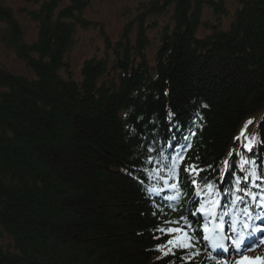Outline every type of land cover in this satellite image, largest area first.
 <instances>
[{"label": "trees", "instance_id": "obj_1", "mask_svg": "<svg viewBox=\"0 0 264 264\" xmlns=\"http://www.w3.org/2000/svg\"><path fill=\"white\" fill-rule=\"evenodd\" d=\"M178 2H180L177 4L179 19L185 27L183 29L180 26L177 27L171 41L165 44L169 47V50H166L167 57L158 59L155 67L159 71L164 69L163 73L167 75L163 76L164 82L169 81L171 86H167L169 88V91L166 90L167 97H165V89L157 93L159 100L156 101L155 96L149 97L146 100L145 111L150 113L152 106L156 105L159 108L166 102V98H169L168 101L176 111L175 117L172 118L173 121L175 120L173 123H176L175 128L180 126L181 129V126H185L182 116L186 109L183 107L179 111V105L192 104L199 100L198 105L201 104V108L199 107L198 110L203 109L205 117L201 115V118H205L208 124L204 131L196 130L195 139L198 141V147L191 150L188 159H192V165L196 168H202L199 174L211 165L213 173L209 177L212 178L219 174L218 167L224 162L222 157L226 154L231 155V148L235 146V141L233 142L231 138H236L239 124L247 117L258 116V127L253 130L264 141V0L242 3V7L238 9L237 18L232 24L231 33L217 34V37L209 39L207 43L209 48L204 47L205 54L202 50L198 52L196 48H191V44L189 46V42L193 40V24L196 22L197 14L199 16L201 14V12H195L196 9L201 11V0H195L194 7L191 0H178ZM222 37L225 41L221 43L220 38ZM197 44L203 45L199 42ZM227 47L232 52L221 53V50ZM187 55L198 57L194 58L193 62L196 63H203V60H206V67L201 73L203 75L200 76L202 81L197 80V76L189 77L187 81V71L189 69L192 71V63ZM239 55L242 58H239ZM240 65H243L244 70L238 68ZM216 77L225 88L230 86L229 90H233L241 79L243 88L235 89L233 94H227L224 97L220 84H216L214 80ZM11 79L7 81L8 84L13 82ZM133 79H130V83L136 85L138 80L135 79V82H132ZM181 79L187 84L176 88L175 86L181 82ZM231 79H234L232 83ZM190 83L193 84L190 85ZM89 86L93 84L90 83L87 89ZM199 86H201V93L198 99L192 102L190 98L194 96L190 90ZM15 88L21 89L19 86ZM73 95L80 98L74 92ZM109 101L111 100L107 102L103 100V105L98 106L96 110L91 104L87 106L88 104L80 105L78 101L74 102L79 108H86L87 112L78 111L76 123L69 129L68 138H64V142L55 139L54 142L48 143L51 148L48 147L46 152H42L44 159L42 163L40 162L41 165L32 162L27 157L22 159L20 154H13L14 157L19 156L20 159L12 158L9 162L13 165L7 166L4 174L11 176L9 178L11 185L9 187L0 185L2 186L0 198L10 196L7 192L18 193L19 186L32 192L28 198L22 196L27 198L23 202L26 205L27 221L23 220L24 223H19L9 216L7 221L3 219V224L9 227L11 235L21 238L20 241L25 240V237H31L35 228L38 229V232L35 231L36 235L41 239H31L25 245H17L21 253L11 255L13 257L10 259L8 256H3L4 252L0 249V260H7V264H191L187 259L180 258L184 251L175 249L174 255L165 256L162 251L158 250L163 241L159 238L160 232L157 226L161 217L159 213L153 212L146 193L142 194L141 188L144 185L128 184L127 181L130 179L126 178L127 176L113 171L119 167L129 170L140 162L143 168L148 169L149 164L145 161L149 149L166 142V139L158 138L157 135L160 134L153 136L150 129L146 130V133L142 134L146 140H155L154 137H157L149 145L148 150L143 147L144 144L134 143V139L141 137L137 130L138 136L133 135L129 130L127 135L131 134L130 139L126 137L124 139L119 133L117 124L116 127L112 124L118 118V109ZM119 101L118 98L117 102ZM94 102L97 105L100 103L96 100ZM262 104L263 106L260 107ZM88 108L92 109V112ZM253 109H256L254 113L258 112L251 115ZM65 112L67 116L64 115V117L66 118L75 116L72 108L65 109ZM158 113L155 108L151 114L155 117L159 116ZM247 113L248 116H246ZM121 116L127 118L126 113H122ZM28 118L33 121L34 115H27L26 119ZM163 119L164 117L161 116L164 125L165 120ZM105 120L106 123H110L107 124L111 126L110 129L105 127ZM21 123L24 122L21 121ZM57 123L59 124L58 121L51 124L49 122L54 131H56ZM250 127L252 129V126ZM94 130L100 132L96 134ZM176 134L178 138L182 136V133ZM252 140L254 149L251 153H247L243 146L237 147V150L241 152L234 154L231 159V174L228 180L239 173L236 172L242 152L251 161H264V144L254 140V137ZM127 145L132 147L131 152H128ZM133 145L136 146L133 147ZM85 181L92 183L90 184L91 190L89 187L80 190L81 184L84 185ZM107 194L110 196L109 201H102L101 197L106 196L107 198ZM44 202L46 206L49 205L48 209L42 206ZM18 204L21 202L18 201ZM18 204L12 202L14 213H17V209L20 208ZM7 210L4 204V211ZM65 217L69 220L64 219ZM34 222L39 225H34ZM25 229L27 232L24 231ZM39 246H42L40 252L37 251ZM61 253L65 254L61 256Z\"/></svg>", "mask_w": 264, "mask_h": 264}, {"label": "rangeland", "instance_id": "obj_2", "mask_svg": "<svg viewBox=\"0 0 264 264\" xmlns=\"http://www.w3.org/2000/svg\"><path fill=\"white\" fill-rule=\"evenodd\" d=\"M191 1L194 7L193 3L196 2ZM251 1L260 0H201V11L195 10L201 14L200 16L197 14L196 22L193 24L194 41L189 42V46L191 44V48H196L198 52L202 50L205 54L209 48L208 40L217 37V34L231 33L238 9L242 7V3ZM178 3H180L178 0H0V185L5 187L11 185L9 184L11 176L5 175L4 172L7 166L12 164L9 163L12 158L20 159L13 154H20L22 159L27 157L41 165L44 159L42 152H46L50 147L48 143L54 142L55 139L64 142V138H68L69 129L78 118V111L87 112L86 108L81 109L75 105L74 102L77 101L80 105L91 104L96 110L98 106L103 105V100L106 102L111 100L109 103L116 105L118 109V118L115 119L117 123L113 121L112 124L115 127L117 124L124 139L125 137L130 139L131 134L127 135L129 130L138 136L137 130L141 137L134 139L133 142L144 144L143 147L148 150L149 145L156 139L148 141L142 134L150 129L153 136L160 134L157 137L166 139V142L164 145L153 146L147 155L155 157L159 150L165 147L168 140L163 136L171 137L170 133L176 130V123L173 124L175 120L172 119L176 111L168 101L169 98H166V102L159 108L156 105L152 106L150 113L145 110L149 97L155 96L154 99L159 100L157 93L164 89L167 97L169 91L167 86H171L169 81L164 82L163 76H167L163 73L164 69L159 71L155 67L158 59L167 57L166 50H169V47L165 44L171 41L177 27L180 26L182 29L185 27L179 19ZM182 17L181 14V19ZM224 37L220 38L221 43L225 38L229 39ZM197 42L203 45H198ZM225 51L232 52L227 47L222 49L221 53ZM187 56L192 63V71L190 69L187 71V81L189 77L196 76L197 80L202 81L200 76L203 75L201 73L206 67V60L204 59L203 63H196L193 61L198 57ZM242 56L246 57L244 54ZM242 56L239 55V58ZM234 59L235 57L232 63ZM238 68L244 70L243 65ZM10 78L13 82L8 84ZM132 78H134L132 82L138 80L136 85L130 83ZM214 80L216 84H220L224 97L233 94L235 89L243 88L241 79L233 90L228 89H231L230 86L225 88L217 77ZM232 80L234 79L230 80L231 83ZM90 83L93 86L87 89ZM185 84L187 83L181 79L175 87L180 88ZM17 86L21 89L15 88ZM190 91L194 96L190 98L193 102L194 99H198L201 86ZM73 92L80 98L74 97ZM74 99L76 100L73 102ZM94 100L100 101L99 105ZM198 102L194 101L192 104L179 102V111L183 107L186 109L182 116L185 126L190 125L194 116L199 114L198 108H201V104L198 105ZM262 106L263 104L260 105ZM70 108L73 109L75 116L64 117L67 116L65 109ZM155 108L159 116L154 117L151 113ZM88 109L92 112V109ZM255 110L251 111V115L258 112L254 113ZM122 113H126L127 118L122 117ZM27 115H34V120L26 119ZM161 116L164 117L165 127ZM258 120L257 115L247 117L239 124L238 129L250 122L252 129L257 128ZM56 121L59 124L55 125L54 131L50 124ZM107 124L110 123L104 124L105 127L110 129L111 126ZM97 132L94 130V133L98 134ZM231 139L235 141L234 137ZM127 148L128 152L132 151V147L127 145ZM15 165L17 166L16 163ZM113 171L127 176L126 178L130 179L127 183L136 186H141L139 176L144 179L148 176L141 162L129 170L119 167ZM90 184L92 183L85 181L84 185L81 184L80 190L87 187L91 190ZM142 191L144 194V187L141 188ZM17 192H7L10 196L0 198V249L4 252L3 256H8L9 259L13 257L11 255L21 253L17 245H25L31 239H41L36 235L38 229L35 228L37 232L34 231L31 237H25L26 241L23 239L20 241L21 238L11 235L9 227L3 224V219L7 221L9 216L19 223L27 221L26 205L23 202L32 191L19 186ZM108 196L107 194V198L101 197L102 201L108 202L110 198ZM18 201L21 204H18ZM12 202L20 207L17 213L13 211ZM4 204L8 208L7 211H4ZM42 206L46 207L44 209L49 207L45 202ZM34 225L39 223L34 222ZM24 231L27 232L26 229ZM41 249L42 246H39L37 251L40 252ZM64 254L61 253V256ZM6 262L7 260H0V263L7 264Z\"/></svg>", "mask_w": 264, "mask_h": 264}, {"label": "bare ground", "instance_id": "obj_3", "mask_svg": "<svg viewBox=\"0 0 264 264\" xmlns=\"http://www.w3.org/2000/svg\"><path fill=\"white\" fill-rule=\"evenodd\" d=\"M198 111H199V114H196L194 116L193 121L191 122V128H194L195 130L202 129V131H204V129L207 126L208 123H207V120L205 118L204 119L201 118V115L203 117H205V113L203 112V109H199ZM173 117H175V116H173ZM244 132H246V128L245 127H242L238 131L239 134L244 133ZM180 133H182V132H180ZM170 135H173L174 137L178 136L174 131H172V133H170ZM186 135H188V132H185L182 137H185ZM189 135L192 138H194L192 133L189 134ZM256 137H257V139H256L257 141H259V142L264 144L263 139L259 138L258 136H256ZM156 138L157 137H154V139H156ZM184 145L186 146V148L188 147L189 150H193V149L198 147V141L196 139H194L192 141V143H190V141L184 142ZM174 148L178 149L175 146H174ZM179 149L180 150H178V154L170 155V158L174 159L173 163L176 164V175H179L180 173H183V172L185 173V169L192 165V159H188V158H190V155H189L190 153L188 151H185L182 147L179 148ZM231 150L233 151V153L235 155H236V153H240L241 152L240 150H237L235 148H231ZM232 156H234V155L226 154V155H224L222 157V159L225 160V161H228V160H231ZM178 157H180V158L178 159ZM161 162H162L163 166L160 169H158L160 166L155 164V163H150L149 162L148 164H149V166L152 169H158V170H153L155 174L160 173V172H161V175L163 173H169V168L171 167L172 163H170L168 160H161ZM210 167L212 168L211 165H210ZM210 167L206 168L205 171L203 170V172L206 173L207 175H210L211 173H213V170ZM199 169H200V171H202V168H199ZM147 171H148V169L145 168V172H147ZM237 171L241 172V168L238 167ZM133 172L137 173L135 171H133ZM187 174H191V173H187ZM168 177H170L169 174H168ZM140 178H141V176H139L138 179L140 180ZM147 178H148L149 182L153 183L154 180L150 176V174L147 176ZM256 181L260 184L259 187L264 188V184H261V181H259L257 179H256ZM157 183H160L159 179H157L156 184ZM169 183H171V182H169ZM233 184L234 183H228V184L223 185V187L218 189L216 194L213 195L214 197L211 198V201H215L219 197V200L223 204H226L225 202H228V201L232 200L233 201V205L232 206H237V201L239 200L238 199L239 195H238V192H237V188ZM141 185H144L143 182H141ZM249 186L254 187L253 184H250ZM156 192L159 193V194L161 193V195H162L165 191H162V190L159 191V190L156 189ZM250 192L251 191L248 189V193L249 194H250ZM223 193H226L229 197L225 198ZM260 193H261V195H264V193L262 191ZM205 199L206 200H203L199 204H197L198 205L197 207H195L191 201H186V203H188L190 205V209L188 210L187 213L189 215L191 213H196V215H199V216H197L198 219L196 220V223H195L196 225H198L197 228H196L198 231H195V233H196L197 236H199L198 238L200 240H202V241H203L202 236L206 235L205 232H204L205 226H207L208 228H219L221 234L222 235H226V231L224 230V227H225L226 224H230V222L233 221L232 217L229 216L228 214H226V213L223 214L220 211L217 212L215 209H212L214 207H213L210 199H208V197H206ZM179 203H181V202L179 201ZM250 203L251 204H250L249 208H251L252 211L257 210V204L256 203H252V202H250ZM201 204H203V206H204L203 210H200ZM208 209H210V211L212 212V216L214 218L213 221L210 220L211 222L208 221L209 219H206V217L204 215V211H206ZM213 211L215 213L214 215H213ZM184 216L187 217V218H190V217H188L185 214H184ZM185 219L186 218H182L181 220L184 221ZM178 221H180V219ZM217 222H220V223H217ZM173 228H175V227H173ZM231 230L232 229L228 228L227 232H229ZM185 231H187V230H185ZM258 242L264 243V238L258 239ZM204 244H206L207 247H211L206 241H204ZM154 249L156 250V248H154ZM170 249H173L175 251L174 246L171 247ZM254 250H256L258 253L262 254V253H264V246L263 247H255ZM179 251H181V250H179ZM203 253L205 254V255H203V258L205 257L206 259L212 258V256H211L212 253H215V256H213L214 258H213L211 264H237L236 261L239 258H247L249 255L253 256V253L247 254V253L243 252L242 255L238 253L235 256L229 257V256H226L220 250L217 252V251H213L212 249L204 250ZM182 255H183V253H182ZM180 258H182V256H180ZM190 259L200 262L199 261V255L198 256H192V257H190ZM194 261H192V262H194ZM192 262H190V263H192ZM196 264H198V263H196Z\"/></svg>", "mask_w": 264, "mask_h": 264}, {"label": "snow or ice", "instance_id": "obj_4", "mask_svg": "<svg viewBox=\"0 0 264 264\" xmlns=\"http://www.w3.org/2000/svg\"><path fill=\"white\" fill-rule=\"evenodd\" d=\"M249 147V151L251 150L250 146ZM180 157H178L179 159ZM150 161H145V163H149ZM247 163V162H246ZM200 169L196 168L194 165L189 166L188 168L185 169V173H186V179L190 180V183L195 185L196 184V180H195V176H197L199 174ZM187 173H191V178H189V176L187 175ZM254 175V173H253ZM169 176L174 178L176 183L172 184V188L176 191H179V187H178V183H179V177L176 175V164L172 163L171 167L169 168ZM203 179V178H201ZM243 179L248 182L250 180V177H243ZM261 180V184H264V175H261V177L259 178ZM239 179H237L236 183L237 185L239 184ZM165 183H169L168 180H165ZM259 187V185H257ZM207 188L209 190H211L213 188L212 184H207ZM264 190V189H262ZM238 191H240V189H238ZM242 191H244L246 194L248 193V188L245 187ZM169 199H172V197H168ZM239 198V197H238ZM210 201H211V197H209ZM252 200L256 201L257 197L255 195L252 196ZM261 200H264V197H261ZM213 207L215 206V201H211ZM203 204H201V208L200 210H203ZM261 207L264 208V204H261ZM192 215H196V213H191ZM205 216H210L212 215L211 211H207L204 213ZM247 215L249 217L252 216L251 212H248ZM188 227H191L190 225H188ZM245 230H249V238H250V230H251V226L250 224L246 221L244 223V230L241 231H236L235 228H233V235L231 237H228L226 235H222L220 232L219 228H208L207 226H205L204 228V232L208 233L207 235L202 236V239L204 241H206L211 248L213 249V251L216 250H223V251H228L229 249L226 247L225 241L228 240L231 245H232V251L237 252L239 254H243V251L245 250L243 248V244L245 243V239H246V231ZM159 231L161 233H166L169 235V239L166 242H162V244L159 246L158 250L163 252V255L167 256V255H174L175 252L173 249H169V251H163V248L166 245H173L174 249L176 250H180V249H188L192 246V237L190 235H188L187 232H185V230L183 228L177 227V228H169V229H159ZM181 233H183V235H180ZM247 259V258H245ZM237 264H240V262L238 261Z\"/></svg>", "mask_w": 264, "mask_h": 264}]
</instances>
